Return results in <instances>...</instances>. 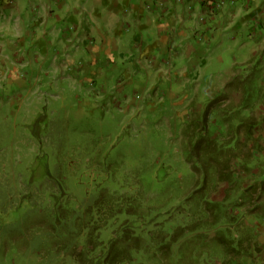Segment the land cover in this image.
Segmentation results:
<instances>
[{"label": "trees", "instance_id": "16d2710c", "mask_svg": "<svg viewBox=\"0 0 264 264\" xmlns=\"http://www.w3.org/2000/svg\"><path fill=\"white\" fill-rule=\"evenodd\" d=\"M86 83L94 88L93 80ZM207 85L205 81L203 88ZM193 86L183 89L193 91ZM229 86L224 84V91ZM261 86L245 89L244 98L228 109L218 92L208 96L201 89L187 97L193 99L194 113L188 109L181 115L184 140L179 147L162 145L167 150L161 160L169 151L179 153L195 179L188 189L174 188L172 177L163 181L157 175L162 166L149 157L132 171H103L90 192L76 187L73 194L67 185L74 186L73 179H64L54 163L34 161L25 176L3 170L0 251L12 233L23 237L31 232L37 264H264V243L256 237L254 223L264 227V113L259 115L255 106ZM158 113L162 117L169 111ZM19 122L28 123L25 118ZM0 126L12 134L18 130L3 120ZM22 127L28 130L32 124ZM114 162L119 169L124 159L115 157ZM88 163L81 165L87 168ZM172 164L162 165L168 170ZM140 170L143 175L135 173ZM246 214L252 223L245 221ZM107 230L110 237L104 239ZM203 249L210 253L200 254ZM0 260L14 264L16 256L0 253ZM26 261L27 255H21L17 264Z\"/></svg>", "mask_w": 264, "mask_h": 264}, {"label": "crops", "instance_id": "0c3cea01", "mask_svg": "<svg viewBox=\"0 0 264 264\" xmlns=\"http://www.w3.org/2000/svg\"><path fill=\"white\" fill-rule=\"evenodd\" d=\"M252 33L264 37V0H0V111L14 102L23 115L39 98L84 91L99 99L120 90L113 74L116 83L125 77L134 83L141 75L154 84L162 81L160 61L170 66L165 80L172 82L163 94L175 93L181 77L198 78L206 69L205 58L229 50L228 41L236 44L239 34ZM108 60L120 61L119 73L108 72ZM91 80L93 89L86 83ZM153 84L145 90L153 93Z\"/></svg>", "mask_w": 264, "mask_h": 264}, {"label": "rangeland", "instance_id": "374dc122", "mask_svg": "<svg viewBox=\"0 0 264 264\" xmlns=\"http://www.w3.org/2000/svg\"><path fill=\"white\" fill-rule=\"evenodd\" d=\"M238 5L239 3H236L234 7ZM256 8H259V5ZM8 18L10 17L8 16ZM128 23L130 24L129 21ZM10 26L14 32L15 21ZM229 36L236 38V35L229 34ZM251 37L239 34L236 44L233 45V41L229 40L228 42L231 43L229 50L224 48L225 50L218 55L210 59L205 58L207 60L206 69L201 70L198 78L195 76H191L190 79H186L185 76L181 77L175 93L168 92V94L160 96L163 94V90L166 91L168 86H172L171 81L167 83L165 80V70H169L170 66L168 67L165 63L162 65L163 61H160L157 71H160L158 76L162 81L154 84L146 76L141 75L139 76L140 80L134 83L129 82L126 77L124 80H119L122 82L116 83V74H113L112 79L115 84L121 86L120 90L104 92L99 99H95V96L92 97L86 91L80 93L78 97L59 100L39 98L37 104L33 105L36 109L33 106L31 108L28 106L29 109L23 115L18 113L16 106H12L14 102H10L8 107L1 110L3 112L0 111L4 114L0 115V120L8 125L12 123L18 130L12 134L0 126V174L3 170H8V173L15 172L12 173L13 176L17 177V172L25 176L34 161H46L50 166L54 163V166L60 167L58 173L64 179H73L75 187L71 183H67L68 189H71L70 193L73 194L76 187H83L85 191L90 192L94 182L100 179V174L103 171L110 175L116 171L120 174L127 170L132 171L133 167H139V164L145 161L144 157H147V159L156 158L155 160H158V167H162L157 168V175L163 181L172 177L174 188L180 186L183 189L190 188L195 179L190 169L180 161L179 153L176 155L169 151V154L161 160L164 151L167 150L161 146L166 144L170 146L171 144L179 147L184 140L180 134L181 115L190 109L191 101L193 102L192 98L189 99L190 96L197 94L198 89L203 87L205 81L208 82V85L204 92L208 96H212L214 92L221 93V96L224 95L226 100L223 102V106L225 105L227 109L235 107L238 101L244 98L242 95L245 93V89L247 93V89L253 90L262 84L263 86L259 89L261 92H257L258 96L260 94V98L257 103L255 102V106L259 115L264 113V44H262L264 37L255 36V33H252ZM143 41L148 43L144 37ZM115 59L120 58L116 57ZM106 64L108 72L114 68L116 73H119V69L123 68V66H118L120 65L118 60L114 62L108 60ZM200 69H197V73ZM149 72L151 71L149 70ZM106 77L109 80L107 85L111 86L110 75ZM173 77V80H176L175 73L171 75V78ZM210 78L213 81H210ZM185 81H190V83L185 84ZM226 83H230V88L224 91L223 86ZM151 84L155 87L153 93L145 90V86ZM175 85H173V89H175ZM180 86L187 88L193 86V91L181 89ZM1 89L2 85H0V95ZM131 89H134L136 93L131 92ZM178 95L179 97H177ZM188 96L189 98H187ZM178 101L181 102L180 106L176 104ZM1 102L5 107L7 102L3 99ZM15 104L18 103L15 102ZM200 105L201 103L198 102L197 107L199 106L201 110ZM191 110L190 112L194 113ZM160 111H169V113L160 117L158 113ZM34 116H36L35 119H33ZM20 118H25L28 123H20ZM31 124V129L20 128L22 125ZM262 127L264 128V122ZM7 140H11V143L1 147V144ZM109 148L111 150L109 156L106 157L105 152ZM115 157L124 159V163L120 167L117 165L119 169L115 168ZM86 161L89 162L88 167L84 168L81 163ZM168 161L173 163V167L166 170L162 164ZM95 166H99L97 172H94ZM37 172L42 173V168H37ZM143 172L140 170L135 173L143 175ZM8 215H12V218L19 217L18 213L10 212ZM245 219L251 223L254 221V218L247 214ZM4 221L5 216L0 215V225H3ZM41 222L40 220L39 223ZM254 223L257 225L255 228L256 237H260L261 242L264 243V227L257 222ZM110 232V230L104 231L103 238L110 237ZM17 233H12L8 239L3 240L1 255L13 258L16 256L14 264H17L21 255H27L28 261L24 264H37L35 247L31 244L33 241L31 232L26 233L23 237ZM208 253H210L208 249L200 251L202 255ZM262 255L264 256V250H262ZM3 260L0 262L7 264Z\"/></svg>", "mask_w": 264, "mask_h": 264}]
</instances>
